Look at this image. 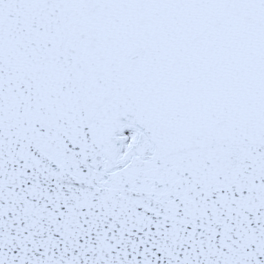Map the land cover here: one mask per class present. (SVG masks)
Returning a JSON list of instances; mask_svg holds the SVG:
<instances>
[{"label":"snow or ice","instance_id":"snow-or-ice-1","mask_svg":"<svg viewBox=\"0 0 264 264\" xmlns=\"http://www.w3.org/2000/svg\"><path fill=\"white\" fill-rule=\"evenodd\" d=\"M0 264H264V0H0Z\"/></svg>","mask_w":264,"mask_h":264}]
</instances>
